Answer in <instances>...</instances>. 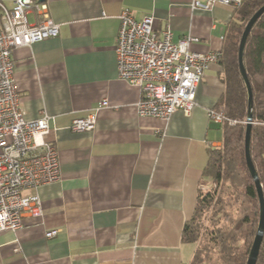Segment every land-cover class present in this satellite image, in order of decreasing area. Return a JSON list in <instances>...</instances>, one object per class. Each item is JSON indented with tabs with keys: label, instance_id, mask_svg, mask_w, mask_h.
Segmentation results:
<instances>
[{
	"label": "crops",
	"instance_id": "1",
	"mask_svg": "<svg viewBox=\"0 0 264 264\" xmlns=\"http://www.w3.org/2000/svg\"><path fill=\"white\" fill-rule=\"evenodd\" d=\"M0 1L11 8L14 0ZM41 2L58 36L14 49L11 60L26 119L50 117L46 140L56 147L60 180L22 192L39 197L42 215L0 233V264L188 263L195 246L181 242V231L203 185L207 148L220 144L209 111L224 93L222 65L204 70L189 115L176 112L167 125L139 117L138 89L117 74L118 16L123 9L137 21L152 16L156 34L169 28L173 43L190 35L191 52L220 54L235 9L192 10V0ZM103 100L117 109L100 107ZM95 109L92 131L69 129Z\"/></svg>",
	"mask_w": 264,
	"mask_h": 264
},
{
	"label": "built area",
	"instance_id": "2",
	"mask_svg": "<svg viewBox=\"0 0 264 264\" xmlns=\"http://www.w3.org/2000/svg\"><path fill=\"white\" fill-rule=\"evenodd\" d=\"M244 0H192L190 9H209L217 3L236 9ZM34 16L30 23L27 15ZM114 49L118 78L138 89L135 104L139 117H151L167 125L176 112L189 115L195 106L198 85L210 63L217 62L218 53L199 54L189 50L197 39L187 35L173 43L171 31L156 34L153 17L137 21L123 9ZM58 25L49 15L45 2L14 0L11 8L0 1V233L22 228L25 216L40 217L41 201L36 194L23 196V191L60 180L59 158L54 142L46 140L50 132V117L42 113L33 120L26 119L19 106L20 94L14 84L11 53L19 47L58 36ZM100 107L109 106L106 100ZM96 109L85 117L71 121L75 133L92 131ZM209 120L220 124L222 112L209 111ZM161 138L164 130L160 131ZM57 231L45 233L52 238Z\"/></svg>",
	"mask_w": 264,
	"mask_h": 264
},
{
	"label": "trees",
	"instance_id": "3",
	"mask_svg": "<svg viewBox=\"0 0 264 264\" xmlns=\"http://www.w3.org/2000/svg\"><path fill=\"white\" fill-rule=\"evenodd\" d=\"M264 0H244L227 27L222 65L224 93L214 110L222 112L219 146L207 148L193 213L181 242L195 246L186 264H246L256 234L259 204L246 166L244 140L248 94L238 68V45L244 26ZM243 65L252 93L249 153L264 198V13L246 39ZM255 264H264V231Z\"/></svg>",
	"mask_w": 264,
	"mask_h": 264
},
{
	"label": "water",
	"instance_id": "4",
	"mask_svg": "<svg viewBox=\"0 0 264 264\" xmlns=\"http://www.w3.org/2000/svg\"><path fill=\"white\" fill-rule=\"evenodd\" d=\"M44 1V0H40ZM264 13V5H262L248 20L246 25L244 26L243 32L241 34L240 40H239V45H238V53H237V59H238V68H239V73L240 76L245 84L247 94H248V99H247V112H246V132H245V140H244V154H245V161H246V166L249 171V174L254 182L256 193H257V198H258V204H259V219H258V225H257V230L256 234L248 255V259L246 264H255L260 248V244L262 242V237H263V231H264V198H263V193L261 189V184L258 180L254 165L251 161L250 158V153H249V141H250V129H251V121H252V93L250 89V84L248 81V78L246 76V71L244 69L243 65V50L245 46L246 39L250 33V30L256 20Z\"/></svg>",
	"mask_w": 264,
	"mask_h": 264
},
{
	"label": "rangeland",
	"instance_id": "5",
	"mask_svg": "<svg viewBox=\"0 0 264 264\" xmlns=\"http://www.w3.org/2000/svg\"><path fill=\"white\" fill-rule=\"evenodd\" d=\"M215 132H216L217 136L219 137L220 133L217 130H215Z\"/></svg>",
	"mask_w": 264,
	"mask_h": 264
}]
</instances>
